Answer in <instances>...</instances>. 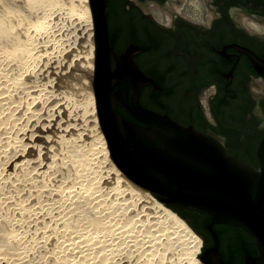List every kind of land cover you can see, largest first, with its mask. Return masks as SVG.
Listing matches in <instances>:
<instances>
[{
  "label": "bare ground",
  "instance_id": "bare-ground-1",
  "mask_svg": "<svg viewBox=\"0 0 264 264\" xmlns=\"http://www.w3.org/2000/svg\"><path fill=\"white\" fill-rule=\"evenodd\" d=\"M94 48L89 0H0V264H204L111 159Z\"/></svg>",
  "mask_w": 264,
  "mask_h": 264
},
{
  "label": "flooded vegetation",
  "instance_id": "flooded-vegetation-1",
  "mask_svg": "<svg viewBox=\"0 0 264 264\" xmlns=\"http://www.w3.org/2000/svg\"><path fill=\"white\" fill-rule=\"evenodd\" d=\"M103 2L108 47L118 61L102 53L103 82L96 91L100 117H120L146 128L120 103L134 109L135 99L145 111L214 138L227 154L258 170L264 78L247 53L264 57V31L251 27L264 26V0ZM91 3L99 29L101 0ZM167 206L200 237L201 254L214 247L205 214ZM212 232L223 264H245L246 252L257 255L252 238L240 227L218 223Z\"/></svg>",
  "mask_w": 264,
  "mask_h": 264
},
{
  "label": "water",
  "instance_id": "water-1",
  "mask_svg": "<svg viewBox=\"0 0 264 264\" xmlns=\"http://www.w3.org/2000/svg\"><path fill=\"white\" fill-rule=\"evenodd\" d=\"M89 1L95 47L92 86L99 124L111 159L131 184L151 193L165 206L194 210L210 219L208 229L215 245L200 255L204 264H223L212 232V225L218 223L240 227L252 238L257 255L246 252L245 264H264V138L257 151L259 169L254 170L227 154L214 138L166 116L145 111L135 99L131 103L135 110L123 101L120 103L138 116L134 118L145 122L146 128L120 117H100L96 91L103 82L102 53L106 51L115 61L118 58L108 47L104 0L100 3L103 14L99 29ZM247 54L256 73L264 78V57ZM133 67L132 73L135 72Z\"/></svg>",
  "mask_w": 264,
  "mask_h": 264
},
{
  "label": "trees",
  "instance_id": "trees-1",
  "mask_svg": "<svg viewBox=\"0 0 264 264\" xmlns=\"http://www.w3.org/2000/svg\"><path fill=\"white\" fill-rule=\"evenodd\" d=\"M180 216V215H179ZM181 217V216H180ZM182 218V217H181ZM183 219V218H182ZM186 221V220H185ZM189 225V224H188ZM193 229V228H192ZM257 249V248H256ZM203 251V247H201V252ZM253 251H254V249H253Z\"/></svg>",
  "mask_w": 264,
  "mask_h": 264
},
{
  "label": "rangeland",
  "instance_id": "rangeland-1",
  "mask_svg": "<svg viewBox=\"0 0 264 264\" xmlns=\"http://www.w3.org/2000/svg\"><path fill=\"white\" fill-rule=\"evenodd\" d=\"M201 255V252H200V254H199V256Z\"/></svg>",
  "mask_w": 264,
  "mask_h": 264
}]
</instances>
